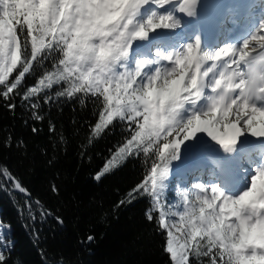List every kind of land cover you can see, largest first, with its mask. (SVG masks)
I'll return each mask as SVG.
<instances>
[{"label": "snow or ice", "instance_id": "1", "mask_svg": "<svg viewBox=\"0 0 264 264\" xmlns=\"http://www.w3.org/2000/svg\"><path fill=\"white\" fill-rule=\"evenodd\" d=\"M198 6L199 0H0V106L22 108L39 122L45 107L91 103L99 111L95 123L85 121L82 147L117 126L127 132L108 149L95 179L143 156L144 179L117 207L150 198L145 217L164 234L170 264H264V18L240 43L206 50L200 35L174 38L183 18H198ZM153 34L155 42L137 54L138 42ZM56 131L50 121L49 132ZM201 133L227 159L207 156L209 179L201 170L189 184L185 149ZM58 138L64 142L63 134ZM174 174L179 199L169 204ZM241 179L248 186L233 194ZM0 191L23 196V204L14 203L36 240L37 225L49 217L63 223L7 165H0ZM52 191L59 194L55 185ZM10 232L0 222V264L10 262Z\"/></svg>", "mask_w": 264, "mask_h": 264}, {"label": "trees", "instance_id": "2", "mask_svg": "<svg viewBox=\"0 0 264 264\" xmlns=\"http://www.w3.org/2000/svg\"><path fill=\"white\" fill-rule=\"evenodd\" d=\"M98 111L91 103L69 102L62 111L45 107V119L38 122L22 108L13 113L0 106V165H7L19 177L33 200L41 201L63 220L61 224L49 217L38 224L41 233L36 240L26 227L30 222L14 203L23 204V196L0 191V222L11 226L13 241L9 264H58L61 259L65 264H170L164 234L145 217L150 198L117 207L144 179L143 156L129 159L100 181L95 179L109 156L108 149L127 135L117 126L92 146L82 147L89 135L85 121L95 123L93 113ZM50 121L56 125L55 133L49 132ZM33 127L39 131L34 133ZM9 134L11 147L6 145ZM61 134L63 143L58 138ZM19 141L24 147L16 146ZM53 185L59 194L52 191ZM89 236L94 237L92 242Z\"/></svg>", "mask_w": 264, "mask_h": 264}, {"label": "rangeland", "instance_id": "3", "mask_svg": "<svg viewBox=\"0 0 264 264\" xmlns=\"http://www.w3.org/2000/svg\"><path fill=\"white\" fill-rule=\"evenodd\" d=\"M201 134H202V133H201ZM201 134H200V135H201ZM200 135H199V136H200ZM200 137H201V136H200ZM199 139H200V138L197 139L198 142H199ZM211 147H213V145H212ZM185 152H187V150H185ZM189 152H190V153H188L187 156L191 155V153H192L193 151L191 150V151H189ZM168 192H169V191H167L166 195H167V198H168V202H169V204H172V203L178 202V200L173 201V202H170L171 199H169L170 194L168 195Z\"/></svg>", "mask_w": 264, "mask_h": 264}, {"label": "bare ground", "instance_id": "4", "mask_svg": "<svg viewBox=\"0 0 264 264\" xmlns=\"http://www.w3.org/2000/svg\"><path fill=\"white\" fill-rule=\"evenodd\" d=\"M198 138H200V136H199V135L197 136V138H196V139H198ZM196 142L198 143V141H196ZM198 156H199V155H198ZM192 167H194V166H192Z\"/></svg>", "mask_w": 264, "mask_h": 264}]
</instances>
